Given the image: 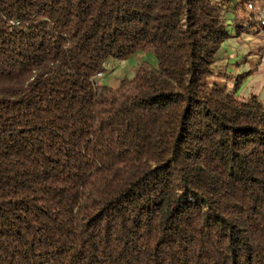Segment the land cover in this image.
Wrapping results in <instances>:
<instances>
[{
  "label": "trees",
  "instance_id": "1",
  "mask_svg": "<svg viewBox=\"0 0 264 264\" xmlns=\"http://www.w3.org/2000/svg\"><path fill=\"white\" fill-rule=\"evenodd\" d=\"M229 9L0 0V264H264V105L221 71Z\"/></svg>",
  "mask_w": 264,
  "mask_h": 264
},
{
  "label": "rangeland",
  "instance_id": "2",
  "mask_svg": "<svg viewBox=\"0 0 264 264\" xmlns=\"http://www.w3.org/2000/svg\"><path fill=\"white\" fill-rule=\"evenodd\" d=\"M253 40H254L253 37H249V36L239 37L237 41L242 45L244 44L243 47L250 48V49H247V51L249 50H252V51L250 53H247L245 57L243 56V54L241 55L238 54L239 56H237V55H234L233 53H229V51L231 50L227 52L225 51L223 58L221 60V63H220V66L222 68L221 71L223 72L226 71V73H228L229 75L236 76L240 74H245V77L243 81L241 82L239 89L237 90V96L243 100H247L253 95H255L257 99L259 100L260 94L257 93L256 91L259 90L258 86H260V84L261 86L264 84L263 71H260L256 76H250L254 69H253V66L251 65V62L247 58L249 59L251 58L250 56L253 53V50L256 51L254 53L255 57H253L256 59L255 63L257 62L255 66H259V67L261 66L262 69H264V38L261 40H257V41H253ZM245 43L250 44V46L246 45ZM150 55L146 52H135L124 59L110 58L105 63L106 69L103 72V75L98 78L99 82L103 84H108L111 86L118 85V83L120 82L122 78L133 77L135 75L136 68L139 65V63H141L145 59H150L151 58ZM235 64L236 65L242 64V67H240L239 69L237 68V66L235 67ZM217 78L222 83H226L229 89H231L234 85V82H233L234 79H231L229 77L227 78V76L217 77Z\"/></svg>",
  "mask_w": 264,
  "mask_h": 264
},
{
  "label": "crops",
  "instance_id": "3",
  "mask_svg": "<svg viewBox=\"0 0 264 264\" xmlns=\"http://www.w3.org/2000/svg\"><path fill=\"white\" fill-rule=\"evenodd\" d=\"M228 3L230 9L226 13V19L229 23V27L231 28V36L229 39L223 42L222 47L227 52L229 50V53H233L234 55H241L245 57L247 53H250L252 50L247 51V49L243 47L242 44H240L237 39L239 37L243 36H249L253 37V41L261 40L264 38V30H263V23H264V0H224ZM239 21V23L244 26L243 30H239V28L236 26L235 22ZM261 38V39H260ZM230 41V42H228ZM230 43V44H229ZM246 45H249L248 43H245ZM230 47V49H229ZM243 47V48H242ZM243 49V50H242ZM234 51V52H232ZM256 51L253 50V53L251 54V60L247 58L251 65L253 66V72L250 76H256L260 71H263L262 67L255 66L257 62L255 63L256 59L254 53ZM239 54V55H238ZM234 59V58H233ZM259 63V61H258ZM240 64V62H239ZM235 64V67L240 69L242 67V64ZM247 76V75H246ZM259 90L256 91L260 94L259 100L264 105V84L261 86H258Z\"/></svg>",
  "mask_w": 264,
  "mask_h": 264
},
{
  "label": "built area",
  "instance_id": "4",
  "mask_svg": "<svg viewBox=\"0 0 264 264\" xmlns=\"http://www.w3.org/2000/svg\"><path fill=\"white\" fill-rule=\"evenodd\" d=\"M102 75H103V73H99V74H98V77H101Z\"/></svg>",
  "mask_w": 264,
  "mask_h": 264
}]
</instances>
